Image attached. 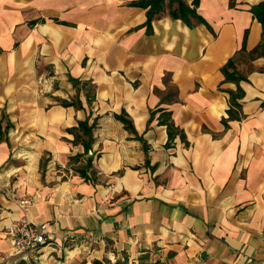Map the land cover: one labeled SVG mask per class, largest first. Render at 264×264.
<instances>
[{"label": "crops", "instance_id": "0c3cea01", "mask_svg": "<svg viewBox=\"0 0 264 264\" xmlns=\"http://www.w3.org/2000/svg\"><path fill=\"white\" fill-rule=\"evenodd\" d=\"M136 1L0 0V264H264L262 0Z\"/></svg>", "mask_w": 264, "mask_h": 264}, {"label": "trees", "instance_id": "16d2710c", "mask_svg": "<svg viewBox=\"0 0 264 264\" xmlns=\"http://www.w3.org/2000/svg\"><path fill=\"white\" fill-rule=\"evenodd\" d=\"M168 1V2H167ZM200 0H193L192 4L187 3L185 0H139L134 2L135 5H140L143 7H149L148 9V23H150L153 15L155 13L161 12L165 9L166 6L170 8V13L175 18H181L187 23H191L192 18H196L202 20L201 15L197 11V7L199 5ZM234 0H231L233 3ZM254 17L257 18L263 27V37L261 42L253 49L251 52L252 56H264V0L259 3L251 5L250 8ZM245 51V45H243L242 49ZM234 68V60H230L228 64L223 68L224 73L227 75V78H235L239 79L240 77L236 76L235 72H231L230 69ZM231 109L229 110L230 116L234 117L233 107H240V103L236 100V96L233 94L231 96ZM124 123L130 127L131 122L125 115L119 116ZM80 126L84 129V132L87 135L91 133V126L89 127L87 122H81ZM88 145V144H87Z\"/></svg>", "mask_w": 264, "mask_h": 264}, {"label": "built area", "instance_id": "2783aa9c", "mask_svg": "<svg viewBox=\"0 0 264 264\" xmlns=\"http://www.w3.org/2000/svg\"><path fill=\"white\" fill-rule=\"evenodd\" d=\"M29 199H22L21 205L28 206ZM48 223H35L23 218L14 224L8 232V240L15 254L28 257V253H36L47 243Z\"/></svg>", "mask_w": 264, "mask_h": 264}, {"label": "rangeland", "instance_id": "374dc122", "mask_svg": "<svg viewBox=\"0 0 264 264\" xmlns=\"http://www.w3.org/2000/svg\"><path fill=\"white\" fill-rule=\"evenodd\" d=\"M167 8H165L164 10H166ZM170 12V9H167Z\"/></svg>", "mask_w": 264, "mask_h": 264}]
</instances>
